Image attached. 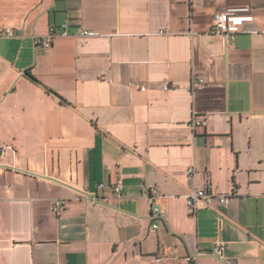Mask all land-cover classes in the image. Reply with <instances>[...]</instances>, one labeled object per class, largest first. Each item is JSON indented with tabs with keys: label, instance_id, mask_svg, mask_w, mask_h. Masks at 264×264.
<instances>
[{
	"label": "crops",
	"instance_id": "crops-1",
	"mask_svg": "<svg viewBox=\"0 0 264 264\" xmlns=\"http://www.w3.org/2000/svg\"><path fill=\"white\" fill-rule=\"evenodd\" d=\"M0 264H264V0H0Z\"/></svg>",
	"mask_w": 264,
	"mask_h": 264
},
{
	"label": "built area",
	"instance_id": "built-area-1",
	"mask_svg": "<svg viewBox=\"0 0 264 264\" xmlns=\"http://www.w3.org/2000/svg\"><path fill=\"white\" fill-rule=\"evenodd\" d=\"M256 18L250 12V7L248 6H239V5H230L225 9L217 12L214 15V23L212 29L214 32H218L223 34L226 38H234L236 34L241 32H249L253 31L252 27L255 24ZM164 32V31H160ZM61 33L62 35H67V30H63L61 32L58 31L56 26H52L50 30V35L47 38H37L36 43L39 45H43L45 48H50L53 45L54 38ZM2 35L11 36L13 33L10 28H6L2 31ZM82 34L85 36H95L98 33L92 30H83ZM203 84V79H196L192 82V89H197ZM170 83L168 81L165 82V88H169ZM141 89L145 90V87H141ZM207 123L206 119L194 118L189 122L190 127L196 129L201 126H205ZM189 175H193L194 168H189L187 170ZM142 187L146 189L151 197L159 196L160 191L155 185H151L148 183H142ZM100 190L104 189V185H99ZM123 189L122 180H118L116 184L113 186V191L115 194H120ZM235 194H219L215 195L211 190L205 189H197L189 193L187 198V203L189 208L192 211H196L202 207H209L213 204V200L215 198H219L222 203L228 204L233 198ZM66 201L64 199H57L54 202L53 210L55 213H58L64 206ZM153 212L156 215L164 216L166 210L159 205H153ZM154 228L158 227V224H153ZM224 249L225 246L223 243H219L215 249L214 253H216L219 257L224 258Z\"/></svg>",
	"mask_w": 264,
	"mask_h": 264
},
{
	"label": "trees",
	"instance_id": "trees-1",
	"mask_svg": "<svg viewBox=\"0 0 264 264\" xmlns=\"http://www.w3.org/2000/svg\"><path fill=\"white\" fill-rule=\"evenodd\" d=\"M28 75L34 80V81H39L34 75L28 73Z\"/></svg>",
	"mask_w": 264,
	"mask_h": 264
}]
</instances>
